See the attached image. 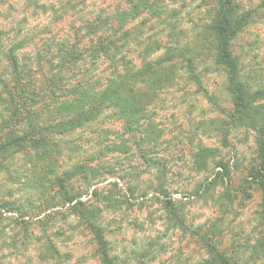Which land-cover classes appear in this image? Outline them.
Masks as SVG:
<instances>
[{"label": "rangeland", "instance_id": "rangeland-1", "mask_svg": "<svg viewBox=\"0 0 264 264\" xmlns=\"http://www.w3.org/2000/svg\"><path fill=\"white\" fill-rule=\"evenodd\" d=\"M144 1L76 0L81 5L58 21L54 12L67 0H34L32 6L0 0V69L6 66L2 53L24 37L33 36L19 53L27 58L45 41L83 38L88 45L82 25L122 11L126 20L121 26L113 21L109 32H127L122 70L155 64L175 49H185L187 58L174 57L175 81L145 107L148 131L128 134L108 109L82 129L57 136L62 155L40 174L35 166H44L34 153L1 160L0 264H103L99 240L76 214L77 203L94 210L93 223L115 264H206L210 248L231 264H264V192L246 182L259 164L257 132L233 123L228 76L205 32L216 1ZM234 3L240 15L254 12L246 0ZM137 5L142 14L132 19ZM232 52L243 79L264 84V19L255 12ZM97 63L80 66L87 80L111 76L108 61ZM190 64L197 80L187 73ZM77 167L83 171L61 191L56 179Z\"/></svg>", "mask_w": 264, "mask_h": 264}, {"label": "trees", "instance_id": "trees-1", "mask_svg": "<svg viewBox=\"0 0 264 264\" xmlns=\"http://www.w3.org/2000/svg\"><path fill=\"white\" fill-rule=\"evenodd\" d=\"M24 1L32 6L34 0ZM75 1L67 0L62 11L54 12L55 16L60 14L55 20L61 21L68 16V12H75L81 5H76ZM215 1L217 6L211 12V25L205 32L216 42V62L228 76L227 89L235 108L233 123L256 129L259 164L251 168L246 182L260 186L264 192V84H258L260 82L254 79L244 80L240 60L232 52L233 40L249 25L254 12L240 15L234 0ZM43 6L45 9L46 5ZM139 8L140 5L133 8L132 19L142 14ZM126 16L127 13L122 11L112 17L97 16L87 21L81 29L87 31L90 38L88 45H82L83 38L68 37L58 42L50 39L51 42L43 43V49L38 50L37 55L27 58L19 53L29 45V37L33 39L29 36L14 43L7 53H2L6 66L0 69V170L6 168L2 159L20 152L34 153L44 166L42 170L35 166L36 173L40 174L62 155V148L55 140L57 136L82 129L108 109H113L118 120L124 122L128 134L149 130L150 127L143 122L145 107L158 91L175 81L177 63H173L174 57L186 58V50L180 49V53L179 49L171 50L161 61L146 64L141 69L127 65L129 68L122 70L119 57L127 32L121 33V29L109 32L114 28L113 21H117L116 26H121ZM16 35L21 36V30ZM32 42L36 43V40ZM2 49L0 46V52ZM87 60L92 62V67L99 60L108 61L113 68L111 76L103 79L104 82L100 79L87 80L85 77L89 72L79 70ZM170 60L173 64L165 67L164 63ZM187 73L197 80L192 64L188 66ZM41 104L44 106L38 107ZM20 130L24 132L19 133ZM77 168L66 173L64 178L56 179L61 191H65L67 182L83 171L82 167ZM223 168L226 169L225 166ZM66 200L69 204L74 202L68 193ZM73 208L78 209L76 214L87 221L89 228L95 232L103 264H115L109 258L104 241L93 223L96 218L94 210L86 208L83 203H77ZM210 249L213 258L206 264H231L215 249Z\"/></svg>", "mask_w": 264, "mask_h": 264}, {"label": "clouds", "instance_id": "clouds-1", "mask_svg": "<svg viewBox=\"0 0 264 264\" xmlns=\"http://www.w3.org/2000/svg\"><path fill=\"white\" fill-rule=\"evenodd\" d=\"M248 7L254 10V12L259 15L262 19H264V0H246Z\"/></svg>", "mask_w": 264, "mask_h": 264}]
</instances>
